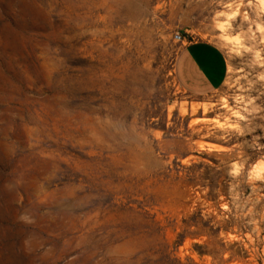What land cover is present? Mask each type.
I'll return each instance as SVG.
<instances>
[{
	"label": "rangeland",
	"instance_id": "rangeland-1",
	"mask_svg": "<svg viewBox=\"0 0 264 264\" xmlns=\"http://www.w3.org/2000/svg\"><path fill=\"white\" fill-rule=\"evenodd\" d=\"M0 264H264V0H0Z\"/></svg>",
	"mask_w": 264,
	"mask_h": 264
},
{
	"label": "crops",
	"instance_id": "crops-1",
	"mask_svg": "<svg viewBox=\"0 0 264 264\" xmlns=\"http://www.w3.org/2000/svg\"><path fill=\"white\" fill-rule=\"evenodd\" d=\"M227 69L226 57L218 45L195 41L179 48L172 64V76L185 93L205 97L221 88Z\"/></svg>",
	"mask_w": 264,
	"mask_h": 264
},
{
	"label": "built area",
	"instance_id": "built-area-1",
	"mask_svg": "<svg viewBox=\"0 0 264 264\" xmlns=\"http://www.w3.org/2000/svg\"><path fill=\"white\" fill-rule=\"evenodd\" d=\"M174 39L177 41L182 40L181 36L179 34L174 35Z\"/></svg>",
	"mask_w": 264,
	"mask_h": 264
}]
</instances>
